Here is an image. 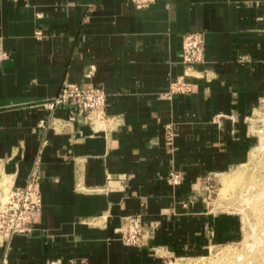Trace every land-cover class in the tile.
<instances>
[{"label":"crops","instance_id":"obj_1","mask_svg":"<svg viewBox=\"0 0 264 264\" xmlns=\"http://www.w3.org/2000/svg\"><path fill=\"white\" fill-rule=\"evenodd\" d=\"M190 31L204 56L186 74ZM0 45V170L23 185L38 157L42 198L30 231L0 238V264H169L235 237L203 189L251 147L264 0H0ZM180 76L190 89L171 92ZM64 82L101 87L105 119L47 109ZM130 215L145 227L139 245L120 237Z\"/></svg>","mask_w":264,"mask_h":264},{"label":"rangeland","instance_id":"obj_2","mask_svg":"<svg viewBox=\"0 0 264 264\" xmlns=\"http://www.w3.org/2000/svg\"><path fill=\"white\" fill-rule=\"evenodd\" d=\"M251 147L242 163L219 174H209L204 184L211 213L229 214L235 237L210 243L203 253L171 255L169 264H264V98L248 117ZM11 178H0L8 189ZM2 199H5L4 197Z\"/></svg>","mask_w":264,"mask_h":264},{"label":"built area","instance_id":"obj_3","mask_svg":"<svg viewBox=\"0 0 264 264\" xmlns=\"http://www.w3.org/2000/svg\"><path fill=\"white\" fill-rule=\"evenodd\" d=\"M36 37H41L40 30L35 31ZM204 56V43L200 31H190L183 35L181 59L185 64V73L194 72L193 65L202 61ZM7 57V51L0 45V58ZM190 84L177 77L171 82L170 91H188ZM105 91L95 85H81L76 82H64L59 91L42 101L49 110H53L61 104L72 103L69 119H77L82 115L89 123L99 124L105 117ZM52 118V117H50ZM40 126L47 124L46 118H41ZM168 133H171V125H165ZM40 161L36 157L33 161L26 181L23 185H16L11 179L8 189L0 187V238L9 239L14 233L31 230V219L35 211L41 207L40 189ZM5 172L0 170V178ZM171 184L182 181V174L178 170H170L166 175ZM5 199H2V198ZM144 224L138 215H130L125 218L123 225L119 227L120 237L125 244L139 245L143 241L145 233ZM5 260V258H4Z\"/></svg>","mask_w":264,"mask_h":264}]
</instances>
